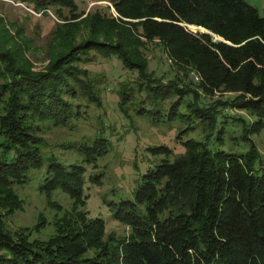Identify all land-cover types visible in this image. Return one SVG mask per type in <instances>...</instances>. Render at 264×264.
Segmentation results:
<instances>
[{"label":"trees","instance_id":"1","mask_svg":"<svg viewBox=\"0 0 264 264\" xmlns=\"http://www.w3.org/2000/svg\"><path fill=\"white\" fill-rule=\"evenodd\" d=\"M9 2L52 10L63 21L51 32L47 62L35 68L26 56L31 40L0 15V148L12 154L0 157V264H264V151L254 139L264 133V17L257 8L245 0H112L113 14L109 5L108 13L78 11L76 0ZM155 50L167 58L165 71L149 66L146 53ZM91 51L136 74L119 83L120 109L178 123L179 137L203 136L187 138L178 153L153 148L166 159L142 176L134 201L115 204L114 216L129 227L122 238L83 209L85 166L53 157L39 191L62 190L71 210L45 240L30 237L41 219L10 231L6 219L23 204L13 185L42 165L38 122L66 127L81 119V100L101 104L99 81L79 65ZM77 150L91 164L107 144L97 137Z\"/></svg>","mask_w":264,"mask_h":264},{"label":"rangeland","instance_id":"2","mask_svg":"<svg viewBox=\"0 0 264 264\" xmlns=\"http://www.w3.org/2000/svg\"><path fill=\"white\" fill-rule=\"evenodd\" d=\"M9 1L11 0H0V15L23 28L26 38L32 42L31 48L26 53L27 59L32 61L35 68H40L47 62L48 50L52 49L51 32L58 22L63 20L52 10L35 15L29 10L30 8ZM93 1L95 5L91 7ZM245 1L256 7L258 13L264 17V0ZM107 2L112 4V0H76L77 10L84 12L96 9L107 12ZM110 10L116 14L114 9ZM63 13L67 14V10L63 9ZM186 27L192 32L202 31L193 25ZM146 55L149 58L150 68L156 63L160 65V71H165L169 67L165 55L157 50L152 53L147 52ZM89 56L90 61L79 65L99 81L95 84V89L101 104L95 106L93 103L81 100L83 110L81 119L73 121L72 124L69 122L66 127L55 126L50 121L38 122L41 126L39 134L43 137V143L40 145L42 165L30 169L26 173L27 179L24 183L13 185L23 204L21 209L16 210L6 219L10 231L24 227L31 228L41 219L44 223L38 230H33L30 237L45 240L55 233V221L63 213L71 210L72 200L62 190L56 189L50 197L39 191L47 167V158L49 161L53 157L63 164L81 163L85 166L84 193L87 198L83 209L88 217H97L104 221L106 234L110 233L122 238L127 235L129 227L114 216L115 204L120 200L134 201V192L142 176L166 159L164 151H153V148L164 146L173 153H178L183 151V141L187 138L203 136V132L196 130L179 137L178 129L181 125L178 123L171 125L165 122L154 123L145 117H139L132 112L126 113L120 109L119 83L127 82L136 74L125 68L117 57H102L98 54L95 56L93 51ZM193 79L197 81L194 77ZM97 137L105 139L107 152L97 157L91 164H87L84 156L77 150V146L81 143L92 146ZM254 139L260 150L264 151V133L254 136ZM70 144L73 146L71 147ZM2 156L9 160L12 154L10 152L3 154L0 148V157ZM96 175H99V180H91ZM52 201L59 204L60 208H54Z\"/></svg>","mask_w":264,"mask_h":264},{"label":"built area","instance_id":"3","mask_svg":"<svg viewBox=\"0 0 264 264\" xmlns=\"http://www.w3.org/2000/svg\"><path fill=\"white\" fill-rule=\"evenodd\" d=\"M95 1H93V2H91V5H93V4H95L94 3ZM106 4H108V5H110V8L111 9H113V7H112V5L109 3V2H107ZM32 13H34L35 15H41V13H36V12H34L33 10H31V9H29ZM193 74V77L195 78V79H198V75L197 74H195V73H192Z\"/></svg>","mask_w":264,"mask_h":264},{"label":"water","instance_id":"4","mask_svg":"<svg viewBox=\"0 0 264 264\" xmlns=\"http://www.w3.org/2000/svg\"><path fill=\"white\" fill-rule=\"evenodd\" d=\"M197 28H201V29H202V32H203V31H206L205 28H203V27H197ZM206 32H207V31H206Z\"/></svg>","mask_w":264,"mask_h":264},{"label":"bare ground","instance_id":"5","mask_svg":"<svg viewBox=\"0 0 264 264\" xmlns=\"http://www.w3.org/2000/svg\"><path fill=\"white\" fill-rule=\"evenodd\" d=\"M201 29V28H200Z\"/></svg>","mask_w":264,"mask_h":264}]
</instances>
